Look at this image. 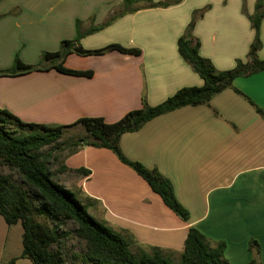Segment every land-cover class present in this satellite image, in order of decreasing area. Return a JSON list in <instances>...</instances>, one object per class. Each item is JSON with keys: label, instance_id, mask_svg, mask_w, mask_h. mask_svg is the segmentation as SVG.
<instances>
[{"label": "crops", "instance_id": "crops-1", "mask_svg": "<svg viewBox=\"0 0 264 264\" xmlns=\"http://www.w3.org/2000/svg\"><path fill=\"white\" fill-rule=\"evenodd\" d=\"M257 2L176 0L153 7L146 0H0V71L16 60L38 67L0 75V109L24 122L69 128L82 127L73 123L85 117L115 122L140 108L142 100L156 105L182 87L203 83L177 49L193 12H202L191 32L199 54L226 70L236 59L248 60L254 38L249 15ZM259 40L256 55L264 59V14ZM63 41L68 46L62 47ZM111 44L139 54L73 50L75 45L93 50ZM43 53L58 56L43 58ZM58 63L90 75L60 72L54 67ZM255 106L264 111V70L236 77L208 104L176 108L120 136L125 157L170 181L175 198L189 212L186 221L108 148L80 146L65 154L60 166L90 170L76 176L83 204L106 208L107 225L126 235L137 252L158 247L177 263L193 226L210 246L225 242L230 264L252 258L264 264V117ZM16 224H6L0 215V264H33L21 255L22 227ZM250 239L257 242L258 255L249 250Z\"/></svg>", "mask_w": 264, "mask_h": 264}, {"label": "trees", "instance_id": "trees-1", "mask_svg": "<svg viewBox=\"0 0 264 264\" xmlns=\"http://www.w3.org/2000/svg\"><path fill=\"white\" fill-rule=\"evenodd\" d=\"M131 2L132 0H126ZM150 6H165L176 0L153 2L146 0ZM261 2L256 3L255 12L249 15L254 38L248 50V60L236 59L235 66L226 70H218L212 62L198 52L199 42L193 40L191 32L194 22L201 11H194L186 31L177 40L180 56L188 62L193 70L202 78L200 86H186L178 89L171 96L156 105H149L142 100V106L128 111L119 120L107 123L100 117H85L73 125L81 124L90 139L80 137L73 141L74 149L90 145L110 149L124 164L131 167L158 194L164 204L182 220L189 218V212L175 198L170 181L156 169H149L137 161L125 157L120 150L119 139L125 132L140 128L148 120L186 105L208 104L210 99L227 87L232 86L236 77L247 76L264 70V59L256 55L261 43L259 28L264 9ZM67 41L62 47L68 46ZM109 49H117L124 53L139 54V50L111 44L101 49L87 50L78 45L73 50L78 54H98ZM56 53H43V58L56 57ZM58 71L73 75H90L88 71L69 69L58 63L54 66ZM38 68L26 66L16 60L13 67L0 71V75H18ZM236 92L241 93L238 89ZM256 111L264 117V111L255 106ZM9 124L19 128L27 127L29 132L14 133ZM67 127L65 125H49L43 123L24 122L4 108L0 109V164L16 170L33 192L39 204L33 211L28 190L14 184L10 177L0 173V215L8 225L19 223L22 227V256L30 258L33 264H65L57 250L51 245L58 242L62 233L59 225L64 221L74 223L73 233L85 242V252L80 256L79 264H230L224 257L225 242L218 241L210 246L205 236L195 227L189 226L183 243V250L177 263L172 262L158 247L150 251L133 252L130 243L118 231L89 214L86 205L79 201L75 193L53 181L47 167V158L52 153H43L46 145L57 148L58 139ZM55 159V157L53 156ZM65 165L60 170H66ZM76 172L89 174L90 170L80 167ZM41 215L45 219L55 220L54 225L37 220ZM249 250L259 253V246L254 239L248 242ZM246 264H261L252 258Z\"/></svg>", "mask_w": 264, "mask_h": 264}, {"label": "rangeland", "instance_id": "rangeland-1", "mask_svg": "<svg viewBox=\"0 0 264 264\" xmlns=\"http://www.w3.org/2000/svg\"><path fill=\"white\" fill-rule=\"evenodd\" d=\"M8 127L9 129H11V131H14V133H20L22 131L23 132L30 131L27 127L19 128L15 124H9ZM80 137H86L90 139L89 134H87L81 126H72L69 128H65L63 129L58 139V142H57L59 145V149L55 148V146L51 144V145L44 146L41 151L43 153H47V152L52 153L51 156H49L46 160L51 179L59 183L60 185L64 186L65 188L71 189L75 193L77 199L82 202V197L75 183L77 174L79 173L81 174L82 172H76L75 169L74 170H60L59 169L62 157L65 154L71 153V151L75 148L73 145V141L79 139ZM53 156L55 157V159L53 158ZM0 173L8 175L14 184L21 185L24 189L28 190L29 199L33 205L32 208L36 207L39 204L33 192L29 191L27 185L23 183V181L21 180L16 170L10 169L7 166L0 164ZM107 188L110 189L111 187H107ZM101 192L103 193V190ZM96 203L100 204L101 206L104 204V202L101 199H96ZM85 205H86V208L89 214H91L97 220L107 225L105 221L108 220L107 217L109 216L108 215L109 213L106 208L104 209L102 207L103 208V211H102L97 205L96 206L98 207V209L96 208L95 205L92 207H89L87 204ZM33 211H36V209L33 208ZM105 214L107 216H105ZM34 217L41 222L48 223L49 225L55 224V220L45 219L39 214H36ZM16 226L19 229H21V225L19 223L16 224ZM74 227L75 225L71 221L62 222L59 225V231L62 233V235L60 239L58 240V242L53 243L51 245V249L58 251V253L60 254L65 264H79L80 256L85 252V242L83 239L74 235L73 233ZM123 236L126 238V235H123ZM126 239L129 242L128 238ZM130 247L133 252L137 253V250L134 246L130 245Z\"/></svg>", "mask_w": 264, "mask_h": 264}]
</instances>
